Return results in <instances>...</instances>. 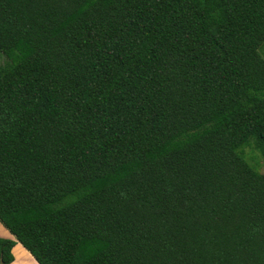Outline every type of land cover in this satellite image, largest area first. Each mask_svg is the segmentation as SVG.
Wrapping results in <instances>:
<instances>
[{"label": "trees", "instance_id": "obj_1", "mask_svg": "<svg viewBox=\"0 0 264 264\" xmlns=\"http://www.w3.org/2000/svg\"><path fill=\"white\" fill-rule=\"evenodd\" d=\"M264 0H0V264H264Z\"/></svg>", "mask_w": 264, "mask_h": 264}, {"label": "rangeland", "instance_id": "obj_2", "mask_svg": "<svg viewBox=\"0 0 264 264\" xmlns=\"http://www.w3.org/2000/svg\"><path fill=\"white\" fill-rule=\"evenodd\" d=\"M260 57L264 60V41L261 47L258 49ZM4 63V58L0 54V65ZM242 157L249 167L261 172L264 167V159H262L252 148L245 147L242 149ZM21 261L17 264H35L32 260L20 259Z\"/></svg>", "mask_w": 264, "mask_h": 264}, {"label": "crops", "instance_id": "obj_3", "mask_svg": "<svg viewBox=\"0 0 264 264\" xmlns=\"http://www.w3.org/2000/svg\"><path fill=\"white\" fill-rule=\"evenodd\" d=\"M0 238H7V239L13 240L12 236L1 225H0ZM10 252H11L12 257H13V261L10 264L19 263L21 261L20 260L21 258L24 259V261L25 260H30V261L32 260L34 262V260L30 257V255L18 243L14 244V246L11 248Z\"/></svg>", "mask_w": 264, "mask_h": 264}]
</instances>
